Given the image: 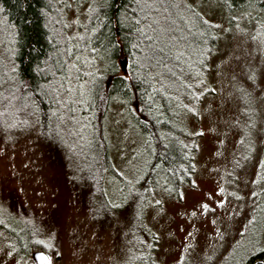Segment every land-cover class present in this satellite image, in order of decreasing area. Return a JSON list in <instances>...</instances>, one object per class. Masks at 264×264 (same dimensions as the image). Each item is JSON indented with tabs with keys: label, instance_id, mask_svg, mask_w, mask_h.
I'll list each match as a JSON object with an SVG mask.
<instances>
[{
	"label": "rangeland",
	"instance_id": "374dc122",
	"mask_svg": "<svg viewBox=\"0 0 264 264\" xmlns=\"http://www.w3.org/2000/svg\"><path fill=\"white\" fill-rule=\"evenodd\" d=\"M66 1L68 19L84 25L86 2ZM135 6L143 18L135 63L160 64L151 73L174 89L169 102L181 88L176 105L196 146L189 182L175 187L151 168L148 138L123 100L104 124L112 172L101 187L93 180L88 109L106 56L81 48L85 25L66 40L75 58L56 79L48 134L27 114L0 125V264H35L38 250L45 264H244L264 249V10L229 13L215 0ZM131 64L116 61L118 73L129 76ZM26 228L40 247L29 249Z\"/></svg>",
	"mask_w": 264,
	"mask_h": 264
},
{
	"label": "trees",
	"instance_id": "16d2710c",
	"mask_svg": "<svg viewBox=\"0 0 264 264\" xmlns=\"http://www.w3.org/2000/svg\"><path fill=\"white\" fill-rule=\"evenodd\" d=\"M136 1L77 0L78 5L86 2L83 14L87 22L75 26L68 19L70 7L66 0H0V125L15 127L16 116L27 114L34 117L42 135L48 134L60 103L56 79L63 71H72L71 62L75 58L66 48V40L69 36L74 40L86 25L81 48L90 56L98 48L106 56L105 69L93 87V102L88 109L94 118L93 145L98 150L93 166L99 173L93 180L101 187L106 168L112 172L104 124L110 107L123 100L148 138L151 168L165 174L177 187L190 180L196 146L189 142L193 136L185 125L184 110L178 106L181 88L176 90V100L169 102L168 95L174 89L157 86L151 73L153 69L159 70L160 64L151 59L142 65L134 61L135 53L141 51L137 30L143 23ZM215 1L229 13L249 7L264 10V0ZM122 57L132 61L131 67H127L129 76L117 71L116 61L120 62ZM195 76L197 80L202 74L197 72ZM134 107L136 112L132 110ZM10 119L12 123L6 122ZM13 215L21 220L22 214ZM22 233L29 249L40 247L38 233L32 234L28 228ZM244 264H264V249L251 254Z\"/></svg>",
	"mask_w": 264,
	"mask_h": 264
},
{
	"label": "water",
	"instance_id": "95a60500",
	"mask_svg": "<svg viewBox=\"0 0 264 264\" xmlns=\"http://www.w3.org/2000/svg\"><path fill=\"white\" fill-rule=\"evenodd\" d=\"M120 63H121V68L124 69L126 65V58L122 57L120 59ZM40 256H44L46 258L45 263L49 261V256L45 252L38 250V251L33 252L31 256L35 264H41L40 260L38 259Z\"/></svg>",
	"mask_w": 264,
	"mask_h": 264
},
{
	"label": "snow or ice",
	"instance_id": "6c2138e0",
	"mask_svg": "<svg viewBox=\"0 0 264 264\" xmlns=\"http://www.w3.org/2000/svg\"><path fill=\"white\" fill-rule=\"evenodd\" d=\"M38 259L40 260L41 264H45L46 258L44 256H40Z\"/></svg>",
	"mask_w": 264,
	"mask_h": 264
}]
</instances>
